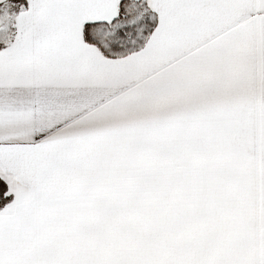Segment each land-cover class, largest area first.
Masks as SVG:
<instances>
[{"label":"snow or ice","instance_id":"obj_1","mask_svg":"<svg viewBox=\"0 0 264 264\" xmlns=\"http://www.w3.org/2000/svg\"><path fill=\"white\" fill-rule=\"evenodd\" d=\"M0 264H264V0H0Z\"/></svg>","mask_w":264,"mask_h":264}]
</instances>
